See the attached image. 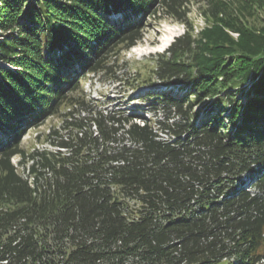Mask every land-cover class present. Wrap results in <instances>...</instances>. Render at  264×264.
Returning a JSON list of instances; mask_svg holds the SVG:
<instances>
[{"label": "trees", "instance_id": "1", "mask_svg": "<svg viewBox=\"0 0 264 264\" xmlns=\"http://www.w3.org/2000/svg\"><path fill=\"white\" fill-rule=\"evenodd\" d=\"M190 1L0 0V264H264V25L207 0L193 38ZM160 16L187 30L148 76L190 91L87 94Z\"/></svg>", "mask_w": 264, "mask_h": 264}, {"label": "rangeland", "instance_id": "2", "mask_svg": "<svg viewBox=\"0 0 264 264\" xmlns=\"http://www.w3.org/2000/svg\"><path fill=\"white\" fill-rule=\"evenodd\" d=\"M206 1L191 0L189 2L188 7L190 12L187 15V19L189 25L193 27V38L198 37L203 29L212 25L211 21L213 20L207 19L204 14L206 10L210 9V5ZM28 2L32 3L33 0H28ZM223 2L227 3V6L231 3V7H236L237 9L246 4V0H224ZM263 5L264 0H252L248 2L247 6L252 8V14L247 13L250 25L257 27L264 25ZM186 30L187 28L183 22L171 17H148L145 20L144 29H142L141 40L130 49H118L110 58L107 70L105 72L89 74L87 79L81 83V87L92 98H99L102 101L111 99L112 105L122 102V104L130 108L138 107L141 109H146L153 105L148 100V95L144 94L145 91L153 89L151 88L152 84L156 85L154 86L155 90L166 92L167 97L180 96L189 92L191 89L189 86H184L180 83L162 85L155 77L150 81V77L148 76L150 73L153 75L156 66L164 61L162 56L168 55L167 50H165L166 46L173 39H176L175 35L181 36ZM231 35L234 39H237L239 34L231 33ZM3 38L4 36L2 37L0 34V40ZM2 65L8 66L5 63ZM238 96L240 97L241 94ZM168 101H161L160 105L164 106ZM206 102L198 106V109L205 110V114H207L206 112H211V109H208L209 104ZM202 115L204 114H200L199 117H202ZM146 117L149 118L150 116L146 114ZM59 125L60 121L57 117L49 118L40 128L29 131L24 136L22 145L29 152L34 148L45 147V136L49 132V129L52 126ZM37 135H41L42 137L36 139ZM18 161L19 158L14 159L15 163Z\"/></svg>", "mask_w": 264, "mask_h": 264}, {"label": "bare ground", "instance_id": "3", "mask_svg": "<svg viewBox=\"0 0 264 264\" xmlns=\"http://www.w3.org/2000/svg\"><path fill=\"white\" fill-rule=\"evenodd\" d=\"M114 20L117 19V17L113 18Z\"/></svg>", "mask_w": 264, "mask_h": 264}]
</instances>
